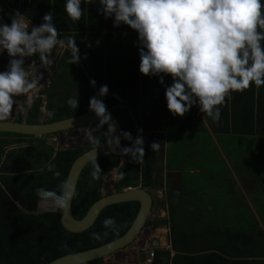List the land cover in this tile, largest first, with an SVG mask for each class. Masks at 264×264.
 Wrapping results in <instances>:
<instances>
[{
    "label": "trees",
    "instance_id": "trees-1",
    "mask_svg": "<svg viewBox=\"0 0 264 264\" xmlns=\"http://www.w3.org/2000/svg\"><path fill=\"white\" fill-rule=\"evenodd\" d=\"M3 1L7 7L24 15L25 20L34 26L41 25L44 15L52 11L53 22L60 34L74 35L103 30L136 32L123 24L114 27V17L105 19L100 14L99 0L94 2L81 0L83 15L77 22H73L65 11L67 0ZM261 3L264 4V0H261ZM70 58L71 52L65 50L60 61L53 67L49 88L42 92L45 94L44 108L48 114L45 123L89 111L90 99L95 96L78 64L68 63ZM3 71L6 70L0 66V72ZM61 81L66 86L76 87L78 84V87H87L85 103L78 102L76 110L67 104V100L73 96L69 90L63 92L64 88H59L63 84ZM172 83L170 77L169 86ZM119 102L118 99L117 105ZM39 103V98L32 102L25 116V123H37ZM197 107L199 109L198 105ZM110 111L120 124L121 148L131 147V144L122 140L123 132H136L130 112L122 106ZM192 113L191 108L183 118L174 117L167 109L165 91L163 94L156 92L147 96L141 95L139 124L145 132L142 134L144 162L140 165L135 164L131 162L130 156L112 152L96 159L102 174L100 179L95 181L91 178L92 161L87 163L76 182L77 195L72 198L70 204L72 217L76 220L81 219L88 207L101 197L102 180L113 169H116V176L121 172L125 174L124 179H115V192L122 188L137 186L143 189L160 188L155 174L156 152L150 147L157 140L150 132L167 127L168 130L182 128L185 136L194 133L190 130L191 124L187 125ZM203 118L215 137L226 134L243 143L246 140L249 143L264 139V85L256 88L253 84L242 92L231 93L230 98H226L225 104L221 107L219 124L207 116ZM15 121L19 122L20 118H16ZM106 131L105 126L97 129L95 140L98 143L92 141L83 148L57 150L48 145L42 137L34 139L31 136L0 133V264H47L60 256L108 243L127 230L137 212V202L129 201L106 206L99 212L94 223L80 233L64 230L57 211L36 212L38 197L35 189L44 187L59 192L58 186L65 181L72 161L86 150L101 145L107 138ZM262 149L264 150V145ZM260 150L258 148V151ZM50 162L61 172L59 178L47 171L46 166ZM172 167H176L175 162H172ZM41 168L45 169L44 172L39 171ZM179 168L181 169L180 165ZM247 173L248 171L245 174ZM219 187L220 191L216 192L214 189ZM224 189V183L208 181L204 176L196 179L190 175L183 176L176 190L171 189L167 180L164 184L166 221L158 220L150 225L152 227L165 225L169 248L152 249L149 264H264V179L258 195L250 198L258 221L246 209L235 212L226 206L227 203L223 205L224 208L219 207L218 197L221 196L220 201L226 202L223 197ZM109 217L116 220L118 233L104 228L103 221ZM257 222L260 223L262 230ZM106 231L108 235L99 241L91 238L93 232L103 235ZM65 243L66 249L62 247ZM82 264L103 263L101 259H94Z\"/></svg>",
    "mask_w": 264,
    "mask_h": 264
},
{
    "label": "clouds",
    "instance_id": "clouds-1",
    "mask_svg": "<svg viewBox=\"0 0 264 264\" xmlns=\"http://www.w3.org/2000/svg\"><path fill=\"white\" fill-rule=\"evenodd\" d=\"M99 4L100 14L105 19L114 17V27L123 24L138 33L140 73L159 76L161 85L164 84V76L172 78L173 83L166 87L165 98L167 109L174 117L183 118L194 105H198L203 116L218 123L221 107L231 93L242 92L253 84L256 88L264 85V4L261 0H99ZM4 6L7 11L3 13V9L0 15L7 24H0V55L6 51L9 64L6 71L0 72V122L10 118L14 97L30 94L45 106L42 101V97L45 101V94L42 92L49 88L54 65L49 77H44L46 74L32 76L25 70V58L36 55L42 67L50 68L53 49L59 46L70 50V65L78 64L81 59L75 38H60L52 11L44 15L41 25L32 26L29 30L30 22H26L24 15L17 11L12 16L10 14L14 10ZM65 11L73 22L79 21L83 15L81 0H67ZM8 15L12 17L11 23ZM90 84L95 87V80ZM108 91L107 85H103L97 96L104 97ZM35 99L32 98L33 101ZM67 104L76 110L78 97L69 98ZM89 111L94 112L99 120L96 129L109 125L107 143L114 153L130 156L135 164L144 162L142 129L137 130L134 140L131 133L123 132V138L131 142V147L121 148L120 138H111L114 128L110 125V110L102 99L92 97ZM87 130L88 139L98 143L91 135V129ZM150 147L157 152L161 145L153 142ZM4 153L5 150L2 151ZM92 164L91 178L99 180L102 173L96 158ZM46 167L56 178L60 177L61 172L54 164L50 162ZM44 170L41 168L39 171ZM114 170L116 180L124 179L123 172L116 176V169L110 172ZM58 187L59 192L39 187L35 194L45 210L66 213L77 193L67 180ZM103 226L118 233L114 218H106ZM107 235V231L103 235L93 232L91 238L99 241ZM62 247L66 249L67 244Z\"/></svg>",
    "mask_w": 264,
    "mask_h": 264
},
{
    "label": "rangeland",
    "instance_id": "rangeland-1",
    "mask_svg": "<svg viewBox=\"0 0 264 264\" xmlns=\"http://www.w3.org/2000/svg\"><path fill=\"white\" fill-rule=\"evenodd\" d=\"M5 3L3 0L0 1V11L5 13L7 9L5 8ZM16 11L12 12L10 15ZM8 15V16H10ZM8 18V17H7ZM11 16L8 18L11 23ZM29 22V21H26ZM34 26L30 23L29 30ZM65 36L74 37L76 40V45L79 49L80 61L78 66L84 76L88 81V85L93 92L94 89H100L101 86L107 85L108 94L104 97L97 98L102 99L103 103L106 105L107 110H110L111 107H117L118 99L120 100V104L128 106L130 110V116H132L135 120H139V107H137V100L140 96H147L151 93L155 94L156 92L159 94H163L165 91L164 85L162 86L159 82V76H144L139 71L140 66V45L138 40V33L131 32H81L76 33L74 35L69 34H60V38H64ZM67 50V48L56 47L53 49L51 59H53V64L50 68H44L41 66L40 61H36L38 56L33 55L32 57L25 58V70L27 73L33 75L46 74L49 77L51 74V68L53 65L58 63L61 59L62 53ZM87 57L86 59L84 57ZM28 59L29 62L26 60ZM9 64V57L7 52L5 51L2 55H0V66L7 70ZM59 75V74H58ZM163 75V74H161ZM44 77L41 81L44 80ZM167 77V76H164ZM163 77V78H164ZM91 80H95V87L90 84ZM63 83L59 88H64L62 91L69 90L73 98L78 97V102L85 103V96L87 95V87L84 88L67 85ZM42 84V83H41ZM162 86V87H161ZM45 86L42 87L44 89ZM161 87V88H160ZM59 88H55L58 90ZM160 88V89H159ZM94 93V92H93ZM98 93V91H97ZM140 95V96H139ZM35 96L30 94L20 95L14 97V105L13 111L10 115V118L7 121L15 120L16 118H24L27 115V112L30 108V102L32 98ZM31 98V99H30ZM42 101L45 103L44 98L42 97ZM117 101V102H116ZM43 103H39V109L37 114V122L45 123L47 120L48 114L43 107ZM196 107H192V115L195 112ZM113 110V109H112ZM135 114V115H134ZM138 125V122H136ZM195 125H191L194 127ZM97 124L95 126L87 125V126H79L78 128H72L71 130H65L61 133H52L46 134L40 137H32L34 139L43 138L44 141L50 145L54 150L57 149H74V148H83L92 143L88 139V130L91 129V135L95 138L97 132ZM200 130L203 129V126L199 125ZM193 132V128H190ZM204 130L208 131L207 127L204 125ZM210 131V130H209ZM133 140L137 137L138 132L134 133V131H129ZM215 137V136H214ZM124 143L131 144L130 141L122 139ZM158 141V140H157ZM213 145L211 146V150L214 151V158L211 159L210 150H208V145H206L205 153L203 149H198L196 147L190 146L188 151H194L193 157L196 159V163L201 166V168L206 170V175L210 176L213 174H219V170H221L220 166V153L224 155V157L230 163L229 157L233 154L234 156L238 155L240 157V168L242 172L250 173H260L263 178L264 175V139H260V141H251L247 143L239 142L237 140L232 139L229 135L221 134L213 139ZM258 143L259 146H258ZM170 144L173 147V151L178 150V147L182 146H174L177 145L175 141L170 140ZM184 146L187 143L183 144ZM168 149L171 151L170 147ZM171 147V148H172ZM237 148V149H236ZM258 148L261 149L258 151ZM204 153V154H203ZM183 166H187V161L181 160L179 162ZM231 165V163H230ZM232 166V165H231ZM179 170L182 169L179 168ZM234 169L231 168V172ZM184 174V172H182ZM234 173L237 172L234 170ZM162 174V172H161ZM225 175H229L226 173ZM115 170L108 173L102 180L101 185V194L106 195L114 192V184H115ZM177 173L174 171L168 172L165 170V177L172 178L170 181V186L172 190H176L178 187L177 182ZM228 177V184H224L225 189L227 190L224 194V200L226 202H222V198L218 197L219 207L224 208L225 205L229 208L236 211L240 210H248L251 213V216L258 221L256 212L252 208V206L248 205L245 200L241 198L240 192H243L246 196L252 190L251 197L258 195L259 188L256 185L243 184L242 182H237L238 179H234L233 176ZM214 182L218 183L219 180L213 178ZM254 187V189H251ZM227 187V188H226ZM213 189V188H211ZM216 192L220 191V187L214 189ZM151 196V209L144 223V229L141 230L138 237L134 239L127 247H125L122 251H119L117 254H112L103 259V264H147L144 259V254L149 249L153 248V242L156 240L158 242V248H165L167 246V229L165 225H159L156 227H152L150 224L154 221L164 220L166 221V205L164 199L163 189H148ZM250 197V198H251ZM50 210H45L43 205L39 203L36 206V212H49ZM260 227V223L257 222ZM261 228V227H260ZM262 230V228H261ZM264 234V233H263ZM159 236L161 239V243L157 238ZM143 256V259H141Z\"/></svg>",
    "mask_w": 264,
    "mask_h": 264
},
{
    "label": "water",
    "instance_id": "water-1",
    "mask_svg": "<svg viewBox=\"0 0 264 264\" xmlns=\"http://www.w3.org/2000/svg\"><path fill=\"white\" fill-rule=\"evenodd\" d=\"M0 24H7L1 15ZM108 113L111 115L110 125L114 128V131L111 133V138H120L121 141L120 124L110 111H108ZM96 124H99V120L95 113L87 111L70 118L50 123L37 122L36 124H27L24 118L20 119L19 122L15 120L0 122V133H14L24 136L40 137L46 134L61 133L62 131L78 128L79 126H95ZM104 126L106 129L109 127V125ZM109 135L110 134H107L106 140L101 145L86 150L72 161L65 180L72 184L74 188L79 174L87 163L94 158H101L113 152L114 149L110 148L107 143ZM129 201L137 202L138 209L131 224L121 236L94 248L60 256L47 264H82L94 259H101L103 262L105 257L122 251L134 241L141 230L144 229V223L151 209V196L147 190L137 187L126 191L121 190L119 192L101 195L99 199L88 207L83 217L79 220L72 217L70 208L66 213L57 212L59 222L64 230L70 233H80L88 229L94 223L99 212L106 206ZM152 244L153 248H158V242L156 240ZM109 245L111 247H109ZM165 248H169V246Z\"/></svg>",
    "mask_w": 264,
    "mask_h": 264
},
{
    "label": "crops",
    "instance_id": "crops-1",
    "mask_svg": "<svg viewBox=\"0 0 264 264\" xmlns=\"http://www.w3.org/2000/svg\"><path fill=\"white\" fill-rule=\"evenodd\" d=\"M2 1V0H0ZM4 3V1H3ZM169 78L170 76L164 77V89L166 90V87L169 86ZM162 85V86H163ZM161 86V87H162ZM160 87V88H161ZM159 88V89H160ZM97 91H99L98 89H94V95L96 96ZM140 96V95H139ZM97 97V96H96ZM137 107H139V112H140V102H141V96L140 98L137 100ZM124 107L128 112H130L131 109L128 108V106H126L125 104H119L117 105V107ZM196 107L194 114L192 115V117H190L191 119L188 120V124L191 125H195L194 127H190L193 128V132L194 133H188L186 134V136L184 135V130L182 128H175L173 130H168V128H164L162 130L159 131H151L150 133H152L153 135L156 136V141L157 143H159L161 145L159 151L156 152L155 155V174L157 177V181L160 184V187L163 189L164 192V184L165 182L168 180L169 183L170 181H172V178L169 177H165V170H167L168 172L171 171H175L177 173V182L179 185V181L180 178L186 175H190L191 177H194V179L199 178L201 176H204L205 178L208 179V181L212 180L213 178H215L216 180H219L218 183H224V184H228V177L227 176H233L234 179H238L237 182H242L243 184L249 183L253 185H256L257 188H260V185L264 179V175L263 178L262 175L260 173H256V172H252L251 174L246 172H242L240 166V157L238 155L234 156L233 154L229 157L230 159V163L228 162V160L224 157V155L222 153H220V166H221V170H219V174H213L210 176L206 175V170L201 168L200 165H198L195 161L196 159L193 157V152L194 151H188L190 146L196 147L198 149H203L204 153L207 151L205 150L206 145H208V150H210V156L211 159L213 160L214 158V151L211 150V146L213 145V139H215L214 135H212V133L208 130H204V125L208 128V124L206 123L205 119L203 118L202 114L200 113V110L198 109L197 105H194ZM116 107H111L110 109H114ZM139 117H140V113H139ZM134 120V126L136 130L141 129L140 128V124H139V120ZM136 122H138V125H136ZM219 124V123H216ZM181 125V124H180ZM199 125L203 126V129L200 130L198 127ZM179 126V125H178ZM196 131H198L197 133H195ZM138 132V131H137ZM145 133L142 130V134ZM232 137V136H231ZM188 138V139H186ZM233 138V137H232ZM234 139V138H233ZM251 139H257V137H251ZM262 139V138H261ZM170 140H173L176 142L177 145L174 146H182V147H178V150L174 151L172 150L173 147L170 144ZM187 143L186 146H184L183 144ZM168 146H171V152H169L170 150L168 149ZM203 153V154H204ZM181 160L187 161V166H183L181 165L179 162ZM172 162H175L176 167H172ZM179 165L181 166L182 172H184V175L182 174L181 170H179ZM231 168L234 169L237 174L234 173V170L231 172ZM162 172V174H161ZM226 173H229V175H225ZM251 186V185H250ZM252 186L250 187L251 189H254V187L252 188ZM227 188V187H226ZM227 190L224 189V193ZM250 193H252V190L248 193V196H246L245 194H243V192L239 191V194H241V198L243 200H245L247 202L248 205L251 206L250 204V197L251 195H249ZM165 194V193H164ZM220 196V195H219ZM221 197V196H220ZM165 199V197H164ZM223 202V201H222ZM159 243H161V238L159 236H157Z\"/></svg>",
    "mask_w": 264,
    "mask_h": 264
},
{
    "label": "built area",
    "instance_id": "built-area-1",
    "mask_svg": "<svg viewBox=\"0 0 264 264\" xmlns=\"http://www.w3.org/2000/svg\"><path fill=\"white\" fill-rule=\"evenodd\" d=\"M151 258H152V249H149V250H148L147 252H145V254H144L145 262H146L147 264H149L150 261H151Z\"/></svg>",
    "mask_w": 264,
    "mask_h": 264
},
{
    "label": "flooded vegetation",
    "instance_id": "flooded-vegetation-1",
    "mask_svg": "<svg viewBox=\"0 0 264 264\" xmlns=\"http://www.w3.org/2000/svg\"><path fill=\"white\" fill-rule=\"evenodd\" d=\"M32 102H33V100L30 103L32 104ZM31 104H30V106H31Z\"/></svg>",
    "mask_w": 264,
    "mask_h": 264
}]
</instances>
